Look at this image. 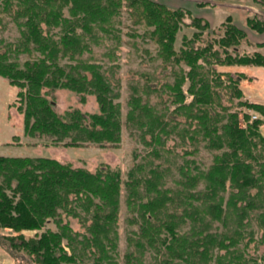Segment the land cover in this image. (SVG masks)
<instances>
[{
	"label": "trees",
	"instance_id": "trees-1",
	"mask_svg": "<svg viewBox=\"0 0 264 264\" xmlns=\"http://www.w3.org/2000/svg\"><path fill=\"white\" fill-rule=\"evenodd\" d=\"M123 11L132 25L144 28L142 36L157 46L158 58L188 67L165 84V97L157 95L161 104L168 101L175 106L172 114L185 118L178 134L188 135L194 146L202 140L207 148L218 151L206 169L181 166L177 186H168L161 149L180 124L176 117L168 118L158 110L149 96H130L126 117L151 147L148 157L128 171L125 181L126 206L138 219L135 245L137 249L144 244L161 247L157 250L161 251L160 264H248L252 260L243 257L238 245L247 246L253 235L242 242V230L255 222L264 243V135L259 129L264 104L242 100L241 105L263 117L250 119L244 113L242 126L238 113L221 103L217 87L228 90L230 98H241L238 82L245 74L233 77L211 66H264V55L228 51L246 37L231 15L222 22L223 35L200 46L195 44L209 22L154 0H0V25L8 17L18 31L17 38L5 42L0 51V75L19 88L16 109L23 115L25 132L57 141L67 138L62 146L119 142L116 94L98 65L83 55L106 41L119 43ZM185 15L191 16L190 25L196 31L183 37L177 51L174 42ZM246 23L258 32L264 30V21L247 18ZM129 35L141 34L133 30ZM19 54L27 56L22 66L10 60ZM62 60L69 61L67 69L60 65ZM185 80L192 96L188 103L182 90ZM54 88L80 94L81 102L87 92L94 93L98 111L88 114L87 120L78 108L60 116L48 98V90ZM213 105L220 110H213ZM120 187L119 171L106 163L91 171L51 157L0 155V229L10 231L0 237L10 251L30 256L34 264H82V256H91V264H117ZM62 214L85 215V231L73 232L62 222ZM51 218L59 229L41 231ZM228 220L234 223L231 229L217 228L216 223ZM187 221L188 228L182 230ZM28 231L34 234L27 235Z\"/></svg>",
	"mask_w": 264,
	"mask_h": 264
},
{
	"label": "rangeland",
	"instance_id": "rangeland-1",
	"mask_svg": "<svg viewBox=\"0 0 264 264\" xmlns=\"http://www.w3.org/2000/svg\"><path fill=\"white\" fill-rule=\"evenodd\" d=\"M167 5L170 8H182L190 11L192 16H198L209 22L210 27L203 31L202 37L195 45H204L208 42H216L224 33L222 22L225 17L231 15L233 23L244 29L246 37L240 40L237 47H229L231 53H248L258 51L264 55V30L258 32L251 29L247 23V18H254L258 21H264V0H154ZM121 39L117 45L112 42H104L99 46H92L91 54H84V59L95 62L105 79L109 82L116 98L114 102L120 108V140L116 144H98L91 141H85L79 146H62L61 143L68 141L63 139L57 141L47 135L30 136L25 132L23 124V115L18 112L16 106L19 104L17 92L19 88L11 85L8 79L0 75V155L3 156H29V157H51L63 163H69L73 167H83L88 170H95L102 163L108 164L111 168L120 173L121 187L119 195V215L116 224L118 234L115 259L117 264H160L159 249L149 248L144 244L142 249H137L135 242L139 240L136 231L138 229L136 213L130 212L126 206V196L128 193L125 181L128 171L135 164L145 160L147 152L151 147L145 145L140 136V130L137 129L131 120L127 119L129 110V98L132 94H140L143 97L149 96L151 100L157 103V108L164 112L168 118L176 117L175 122L179 126L173 131L172 137L167 140L164 148L161 149V164L165 169L168 186L176 187L175 179L179 175L181 166L184 168L189 164L192 168L197 166L206 169L212 162L216 150H211L205 146L204 141L197 145H192L188 135L180 136L178 131L184 126V117L178 114H172L175 107L170 102L160 103L157 95L165 97L168 90L166 83L174 80L175 74L180 70L186 72L188 67L185 64L174 65L170 62H163L157 56V46L142 36L144 28L132 25L127 13L123 11L121 17ZM191 16L185 15L180 29L176 33L174 48L178 51L182 45L183 37H191L196 29L190 25ZM135 30L137 34L129 35ZM18 36V31L8 17H3L0 25V51L4 50L5 42H13ZM263 41L260 46L255 41ZM218 46V44L214 45ZM27 59L25 54H19L16 57L11 56L10 60H16L19 66L23 65ZM60 65L66 69L69 61L62 60ZM219 72L228 71L233 77L243 72L244 77L239 79V88L243 92L241 98H230L229 92L224 87L218 86L217 89L221 95V103L228 105L230 111H235L239 115V121L242 126L245 125L243 114L250 115V119L256 117L263 118L259 113L241 105L242 100L258 102L264 104V66L254 65H232L219 66L212 65ZM210 67V68H211ZM214 76L213 74L209 75ZM223 82L226 83L227 77L224 75ZM189 81L185 80L182 90L185 95V102H190L191 94L187 91ZM48 98L52 100L54 110L62 117L66 111L78 108L86 116L98 111V104L95 94L87 92L85 101L79 100L80 94L66 88H54L48 90ZM213 110L219 111V105H213ZM167 108V109H166ZM212 110V109H211ZM180 120V121H179ZM264 135V118L259 127ZM148 137V135L146 136ZM198 188H202L200 185ZM227 196V193H226ZM63 223H67L73 232L82 233L86 229L85 215L76 217L62 214ZM189 221L186 222L182 230L188 228ZM217 228L222 230L225 226L232 228V220L216 223ZM58 230L59 227L54 219H48L42 230ZM213 230H215L213 228ZM7 229H0L1 234H7ZM39 232V231H38ZM27 235H33L34 231L26 232ZM249 234L253 235L252 241L244 246L238 245L243 257L250 259L248 264H264V243L260 241L262 234L255 224L250 223L242 230V242H246ZM66 246L65 240H63ZM160 244H158L159 246ZM67 250L69 248L65 247ZM79 252L78 249H76ZM82 264H91V256H82ZM0 264H34L30 256L22 252L10 251L7 242L0 237Z\"/></svg>",
	"mask_w": 264,
	"mask_h": 264
},
{
	"label": "crops",
	"instance_id": "crops-1",
	"mask_svg": "<svg viewBox=\"0 0 264 264\" xmlns=\"http://www.w3.org/2000/svg\"><path fill=\"white\" fill-rule=\"evenodd\" d=\"M240 28V27H239ZM242 29V28H241ZM244 30V29H243ZM245 31V30H244ZM246 34H247V32H246ZM256 43H262L263 41H261V40H257V41H255Z\"/></svg>",
	"mask_w": 264,
	"mask_h": 264
}]
</instances>
